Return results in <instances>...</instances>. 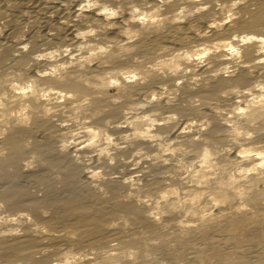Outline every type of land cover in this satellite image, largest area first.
<instances>
[{"label":"clouds","instance_id":"clouds-1","mask_svg":"<svg viewBox=\"0 0 264 264\" xmlns=\"http://www.w3.org/2000/svg\"><path fill=\"white\" fill-rule=\"evenodd\" d=\"M76 13L95 18L70 43L33 50L22 34L0 64V160L23 173L60 161L38 198L83 185L121 206L101 222L119 236L54 231L0 199V239L71 241L0 264H264V0H81Z\"/></svg>","mask_w":264,"mask_h":264},{"label":"bare ground","instance_id":"bare-ground-1","mask_svg":"<svg viewBox=\"0 0 264 264\" xmlns=\"http://www.w3.org/2000/svg\"><path fill=\"white\" fill-rule=\"evenodd\" d=\"M80 2L81 0H0V29H4L0 36V64L10 57L16 48L17 37L22 34L28 37L33 50L44 45L70 43L74 31L95 18L93 13L85 14L80 20L75 19ZM260 2L261 0H250V6L259 5ZM42 164L49 171L42 167L36 172L23 173L19 168L13 169L12 161L0 160V199L14 197L9 204L10 209L30 210L38 222L54 231L83 229L90 236L106 239L119 236V233L104 232L101 222L115 214L121 206L115 201L100 200L83 185L67 180L62 188L48 191L45 199L40 200L34 190L50 182L51 172L58 170L61 162L45 160ZM42 207L51 209L52 214L43 217L39 211ZM68 243L71 241L65 237L45 242L28 233L22 238L0 239V256L25 248H57ZM34 264H48V260L41 258L34 261Z\"/></svg>","mask_w":264,"mask_h":264}]
</instances>
